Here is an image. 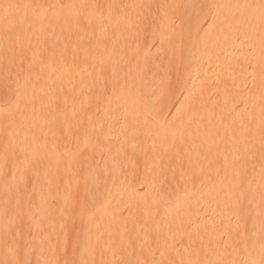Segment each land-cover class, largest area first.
I'll use <instances>...</instances> for the list:
<instances>
[{"label":"bare ground","instance_id":"1","mask_svg":"<svg viewBox=\"0 0 264 264\" xmlns=\"http://www.w3.org/2000/svg\"><path fill=\"white\" fill-rule=\"evenodd\" d=\"M0 264H264V0H0Z\"/></svg>","mask_w":264,"mask_h":264},{"label":"rangeland","instance_id":"2","mask_svg":"<svg viewBox=\"0 0 264 264\" xmlns=\"http://www.w3.org/2000/svg\"><path fill=\"white\" fill-rule=\"evenodd\" d=\"M184 39H186L184 42L185 44H187L188 46L191 44L190 40L185 37ZM154 49V48H153ZM10 75H13V69H12V66L10 67ZM1 103L2 105L5 107V108H10L12 107V97L11 96H7L5 98H3V101L1 100Z\"/></svg>","mask_w":264,"mask_h":264}]
</instances>
